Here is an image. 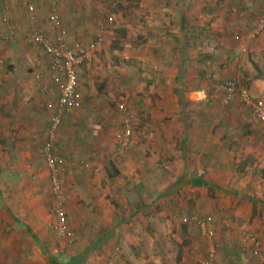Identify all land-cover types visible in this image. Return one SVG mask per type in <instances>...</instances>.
Wrapping results in <instances>:
<instances>
[{
	"label": "crops",
	"instance_id": "0c3cea01",
	"mask_svg": "<svg viewBox=\"0 0 264 264\" xmlns=\"http://www.w3.org/2000/svg\"><path fill=\"white\" fill-rule=\"evenodd\" d=\"M55 1L69 46L92 43L101 14L137 34L119 36L118 54L109 45L90 69L77 68L78 106L56 131L72 241L55 230L43 151L54 112L35 91L31 60L41 51L24 36L27 6L45 32ZM117 1L0 0V18L8 5L22 27L9 36L0 26V264H205L210 248L197 247L193 229L209 238L193 216L213 217L222 264H264V123L237 95L224 104L222 88L239 77L253 99L264 97L263 68L251 65L264 32L249 38L264 0ZM46 83L56 89L48 74ZM113 100L135 117L125 149ZM230 221L238 224L228 242L219 231ZM160 238L172 246L160 249Z\"/></svg>",
	"mask_w": 264,
	"mask_h": 264
},
{
	"label": "built area",
	"instance_id": "2783aa9c",
	"mask_svg": "<svg viewBox=\"0 0 264 264\" xmlns=\"http://www.w3.org/2000/svg\"><path fill=\"white\" fill-rule=\"evenodd\" d=\"M125 1L118 0L116 4L119 5ZM10 11L11 9L7 5L2 18H0V26L2 23H5L8 35L13 36L22 27L19 21L14 22L10 20ZM34 12L35 8L32 5H28L27 15L32 25L24 31V36L27 43L41 51V53L38 52L31 60V71L33 79L36 82L35 91L38 94L50 97L46 102V107L54 112L51 129L48 132V142L44 146L43 151L47 167L51 173L50 191L54 199L55 230L60 237L72 241L73 233L67 224L65 195L60 178V167L64 160L54 153L53 144L57 141L56 131L61 124L63 113L69 114L78 106L79 94L76 90L77 68L83 66L85 69H90L94 53L102 49L107 43L113 29L114 20L111 15H107L104 18V23L96 33L95 39L88 46H69L65 39L64 25L57 10L56 1L53 3L50 12V21L54 30L53 38L48 37L43 31L36 28L34 25ZM263 32L264 13L258 18L257 23L250 32L249 38L252 40L257 39ZM2 36L4 38L6 35L2 34ZM46 74L55 82L56 89L46 83ZM222 88L227 91V96L223 99L224 104H228L237 95L240 104L245 106L254 117L264 123V97L253 99L237 79L225 82ZM112 104L115 106L120 120V126L115 136L116 144L120 149H125L129 146L131 140L135 117L128 111L123 102L113 100ZM190 221L195 223L200 228L202 235L207 238L215 235L213 231V217L207 216L201 220L197 216H193ZM249 243L257 246V242L253 239H250ZM216 248L217 244L215 243L209 249L208 259L205 264H213Z\"/></svg>",
	"mask_w": 264,
	"mask_h": 264
},
{
	"label": "rangeland",
	"instance_id": "374dc122",
	"mask_svg": "<svg viewBox=\"0 0 264 264\" xmlns=\"http://www.w3.org/2000/svg\"><path fill=\"white\" fill-rule=\"evenodd\" d=\"M61 0H59V2H60ZM58 2V1H57ZM120 5V4H119ZM110 15V14H109ZM112 15H114V14H112ZM111 15V16H112ZM104 16H105V14H101L99 17H98V20H97V24H96V26L92 29V35L93 34H95V31L97 30V27H99V25H101V23L103 24V20H104ZM113 17V16H112ZM113 20H114V26H116V28H114V32H115V34H114V36H111L112 37V42H111V40L109 41V43H107L106 45H104L103 46V48H109L108 46L110 45V50L111 51H113V52H117V54L119 53V49H122V47L123 46H121V40H119V36L120 35H123V34H126V37L128 36V34H129V37H130V39H134L135 37H136V31L134 30V29H130V30H128L127 31V28H123V27H121V25L124 23V22H119L118 20H115V18L113 17ZM44 25H43V30L46 32H44L48 37H50V38H53V36H54V34H53V31H52V29H51V27H50V25H49V23L46 21L45 23H43ZM120 25V28L121 29H119V31H118V26ZM127 31V32H126ZM128 33V34H127ZM92 37V36H91ZM115 39H114V38ZM263 37V39H264V36H262ZM110 42H111V44H110ZM262 42H259V45L261 44ZM73 45V44H72ZM78 45H82L81 43L80 44H78ZM256 45H258V43L256 44ZM254 46V47H252V49L253 48H257V49H259L261 46ZM22 52L24 53V59L26 60V64H28V60H27V57H29L31 54H33V52L34 51H27V49L26 50H22ZM261 53H262V55L260 56V57H256L255 55H253V63L254 64H251L252 65V67H253V69H255V67L256 68H258L259 70H260V68H263L262 70V72H263V74H264V49L261 51ZM254 65H255V67H254ZM26 67H27V65H26ZM261 71V70H260ZM234 79V78H233ZM238 79H240L241 80V78H237V80ZM263 80H264V77L262 78ZM115 99V98H114ZM224 103V102H223ZM243 106V105H242ZM244 108H245V106H243ZM209 205V207L211 208V203H209L208 204ZM201 208H203V207H198V210H200ZM206 208V207H205ZM163 211V210H162ZM195 214V213H194ZM215 214V213H214ZM192 215V214H191ZM234 224H238V223H234L233 221L231 222L230 221V223H229V225L230 226H226V224H225V227H223V228H221V230L219 231V236L221 235V234H223V238H224V241H225V237H226V235H227V239H228V242L230 241V237H231V235H232V231L235 229V227H233V225ZM241 224V223H240ZM221 227V225L218 227V229ZM192 229H193V227H192ZM152 231L153 232H155V231H157V229L156 228H152ZM193 232L198 236V238H200L201 236L199 235V233H197V231H196V229H193ZM197 238V242H196V244H197V247H199V249H200V245H203V246H205V247H209V248H212L214 245H215V243L218 245V255L216 256L217 257V261L215 262L216 264H222V262H221V260H220V255L221 254H219V252L221 251V250H223V243L224 242H222L221 243V241H222V239H221V237H218V236H213V237H211V238H209V239H206V240H204V239H198ZM150 240H146V241H143V243H144V246H145V249H146V247H149V245H150ZM157 243H159L160 244V246H159V248L160 249H162V247L164 248V249H166V248H170L171 246H172V243L170 242V240H169V244H168V239H162V238H160V239H158V242ZM217 249V248H216ZM216 252H217V250H216ZM148 260L149 261H152L153 259L149 256V258H148ZM204 261L205 260H201V257H200V262L199 261H197V263L198 264H204Z\"/></svg>",
	"mask_w": 264,
	"mask_h": 264
},
{
	"label": "trees",
	"instance_id": "16d2710c",
	"mask_svg": "<svg viewBox=\"0 0 264 264\" xmlns=\"http://www.w3.org/2000/svg\"><path fill=\"white\" fill-rule=\"evenodd\" d=\"M103 22H104V20H103ZM101 25H102V23H101ZM101 25H100V26H101ZM53 37H54V36H53ZM101 50H102V49H101ZM96 53H97V52H96ZM193 183H195V184H196V182H193Z\"/></svg>",
	"mask_w": 264,
	"mask_h": 264
}]
</instances>
